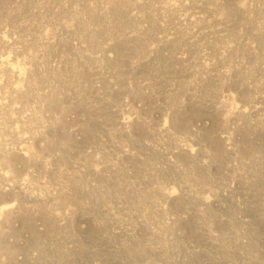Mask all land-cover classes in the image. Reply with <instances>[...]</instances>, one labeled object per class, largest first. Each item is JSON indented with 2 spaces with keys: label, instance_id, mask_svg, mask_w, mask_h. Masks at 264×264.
Returning a JSON list of instances; mask_svg holds the SVG:
<instances>
[{
  "label": "rangeland",
  "instance_id": "obj_1",
  "mask_svg": "<svg viewBox=\"0 0 264 264\" xmlns=\"http://www.w3.org/2000/svg\"><path fill=\"white\" fill-rule=\"evenodd\" d=\"M0 67V264H264V0H0Z\"/></svg>",
  "mask_w": 264,
  "mask_h": 264
},
{
  "label": "bare ground",
  "instance_id": "obj_2",
  "mask_svg": "<svg viewBox=\"0 0 264 264\" xmlns=\"http://www.w3.org/2000/svg\"><path fill=\"white\" fill-rule=\"evenodd\" d=\"M5 41V40H4ZM6 43V42H5ZM3 45H4V42H3ZM6 46V45H5ZM7 48H9V47H7ZM7 52H9V50H7ZM11 52V51H10ZM10 52L8 53V54H10ZM14 52V51H13ZM15 53V52H14ZM14 53H12V55L14 54ZM7 54V53H6ZM17 54V53H16ZM16 56V55H15ZM5 57V56H4ZM8 57L9 56H6L5 58H2L1 59V61L3 60V62L5 61H8L7 59H8ZM10 58V57H9ZM12 58V57H11ZM2 64V63H1ZM11 65H13V64H11ZM10 67H12V66H10ZM1 68V67H0ZM13 68V67H12ZM6 69V68H5ZM8 69V68H7ZM10 70H11V68H10ZM13 71V70H12ZM253 103V102H252ZM1 106H2V104H0ZM5 105V104H4ZM243 104H241V106H242ZM244 106V105H243ZM7 107H9V106H7ZM1 108H3V106L1 107ZM239 108V107H238ZM8 109V108H7ZM6 109V110H7ZM240 110H242V111H239V114L240 113H244L245 111L243 110V109H240ZM7 111H10V110H7ZM250 113H251V110H250ZM22 146V145H21ZM23 148V147H22ZM20 149H21V147H20ZM30 150V149H29ZM26 151H28V150H26ZM23 154H25V152H22ZM28 153H29V151H28ZM26 154H27V152H26ZM25 154V155H26ZM173 191H170V192H168L167 193V195H166V198L165 199H167L166 201L168 202V201H171V198L172 197H174L173 196ZM0 194H1V190H0ZM13 206H14V202L13 201H11V199H10V197L9 198H7V197H0V212L1 211H7V210H10L11 208H13Z\"/></svg>",
  "mask_w": 264,
  "mask_h": 264
},
{
  "label": "built area",
  "instance_id": "obj_3",
  "mask_svg": "<svg viewBox=\"0 0 264 264\" xmlns=\"http://www.w3.org/2000/svg\"><path fill=\"white\" fill-rule=\"evenodd\" d=\"M129 118H127L126 120L123 118L122 120H121V124H128L129 123Z\"/></svg>",
  "mask_w": 264,
  "mask_h": 264
}]
</instances>
